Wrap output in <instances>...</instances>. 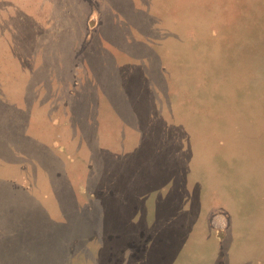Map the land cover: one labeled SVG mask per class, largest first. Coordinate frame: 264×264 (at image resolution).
Masks as SVG:
<instances>
[{"label": "rangeland", "instance_id": "374dc122", "mask_svg": "<svg viewBox=\"0 0 264 264\" xmlns=\"http://www.w3.org/2000/svg\"><path fill=\"white\" fill-rule=\"evenodd\" d=\"M1 108L0 264H264V0H0Z\"/></svg>", "mask_w": 264, "mask_h": 264}, {"label": "trees", "instance_id": "16d2710c", "mask_svg": "<svg viewBox=\"0 0 264 264\" xmlns=\"http://www.w3.org/2000/svg\"><path fill=\"white\" fill-rule=\"evenodd\" d=\"M126 13H127V10H126ZM111 22L112 23H107L105 25L106 27H104L106 30H108L107 36H111L112 39L116 40L117 42H120L121 44L122 42H124V37L128 34L126 31V29L128 30V26L125 24H122L121 22L118 23V21H114V19L112 18H111ZM81 26H83V28L86 27L84 26V22L82 23ZM132 45H134V43H131V45H128V46H131V49L133 50L134 47H132ZM101 47H102L101 45H98V48L93 47L94 50H98L99 52H94L93 54L94 58H96L97 61L95 60L96 64L93 65L94 68H92V72L100 80V85L98 84L99 92L105 98H107L108 96L112 100L113 109L115 108V110H119L123 107V109L126 111V108L128 109L130 108V104H129L130 101L122 98L123 102L118 104L116 100L114 99H116L117 98L116 96H118L119 94V88L122 89L121 94H126L128 92L126 88V78H125V75L127 74H124L121 70H119V68L116 67L113 56H110L108 53L101 52V49H100ZM132 77H133L132 81H134L135 84H137L136 91H138L139 94L141 95V91H144L145 89H147L146 81H145L147 80L146 79L147 76L143 74V80H142L141 75L139 76L138 73H135ZM79 96H80L79 94H75L74 96L75 101L78 100ZM74 102H72V105L69 106L70 107L69 114H70V118L72 119L71 122L73 123V125H75L77 130H80L82 128L84 129V123L82 122L83 118H82V115L80 114L81 111L84 110V102L80 104L78 103L76 104V106ZM0 112L7 116L14 115V118L19 117L18 113L14 111L13 109L1 108ZM136 128L138 131L141 130L139 129V127H136ZM12 131H15V132H12ZM19 131L20 129L11 128L9 132H12L14 138H17L18 136L21 135L19 134ZM157 139L155 141H157ZM15 144H18V143H15ZM46 261H47V257H46ZM48 264H50V262Z\"/></svg>", "mask_w": 264, "mask_h": 264}, {"label": "flooded vegetation", "instance_id": "af4514ba", "mask_svg": "<svg viewBox=\"0 0 264 264\" xmlns=\"http://www.w3.org/2000/svg\"><path fill=\"white\" fill-rule=\"evenodd\" d=\"M18 218V216H16V219ZM15 223V222H14Z\"/></svg>", "mask_w": 264, "mask_h": 264}]
</instances>
